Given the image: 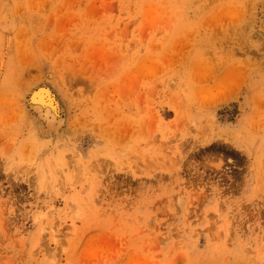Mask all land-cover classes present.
Masks as SVG:
<instances>
[{"label":"rangeland","instance_id":"rangeland-1","mask_svg":"<svg viewBox=\"0 0 264 264\" xmlns=\"http://www.w3.org/2000/svg\"><path fill=\"white\" fill-rule=\"evenodd\" d=\"M0 264H264V0H0Z\"/></svg>","mask_w":264,"mask_h":264},{"label":"bare ground","instance_id":"bare-ground-1","mask_svg":"<svg viewBox=\"0 0 264 264\" xmlns=\"http://www.w3.org/2000/svg\"><path fill=\"white\" fill-rule=\"evenodd\" d=\"M46 86V85H45ZM50 89V87H49ZM49 89L47 87L44 88H38L32 91L30 98H29V106H32V108H35V112L37 111L39 116L43 118L44 120L48 121V123L52 120L54 117V109L56 107V102H54L51 93L49 92ZM53 91V90H52ZM30 94V93H29ZM53 94V93H52ZM56 98V97H54ZM56 100V99H55ZM56 103V104H55ZM60 105V104H59ZM58 106V104H57ZM31 108V107H30ZM59 109V108H58ZM61 109V108H60ZM57 110V109H56ZM60 111V110H59ZM37 114V113H36ZM62 114V113H61ZM58 115V114H57ZM38 117V115H37ZM60 120V116L58 117ZM57 118V119H58ZM64 119V118H62ZM55 120V119H54ZM62 121V120H60ZM43 122V121H42ZM59 122V121H57ZM46 123V122H45ZM63 123V122H62ZM59 122V124H62ZM42 125V124H41ZM47 126V124H46ZM60 126V125H59ZM57 129V128H56ZM55 131V130H54ZM47 132V131H46ZM54 236V235H53ZM57 240L55 239L54 242Z\"/></svg>","mask_w":264,"mask_h":264}]
</instances>
